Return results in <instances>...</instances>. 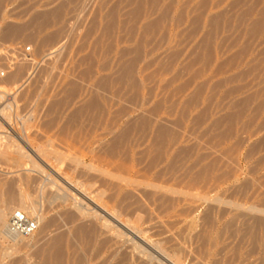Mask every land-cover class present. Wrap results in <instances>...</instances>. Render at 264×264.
<instances>
[{"label": "rangeland", "instance_id": "374dc122", "mask_svg": "<svg viewBox=\"0 0 264 264\" xmlns=\"http://www.w3.org/2000/svg\"><path fill=\"white\" fill-rule=\"evenodd\" d=\"M0 87V264H264V0H0Z\"/></svg>", "mask_w": 264, "mask_h": 264}, {"label": "bare ground", "instance_id": "6f19581e", "mask_svg": "<svg viewBox=\"0 0 264 264\" xmlns=\"http://www.w3.org/2000/svg\"><path fill=\"white\" fill-rule=\"evenodd\" d=\"M1 88V87H0ZM4 90H5V88H3ZM4 90H1L0 89V94L2 95V97L6 94V96H8L9 98H8V100H10L11 98H12V96H13V93L11 92V91H9V92H7V89L4 91ZM5 93V94H4ZM0 99H1V96H0ZM13 99V98H12ZM7 100V101H8ZM11 101V100H10ZM16 103V102H15ZM10 104V103H9ZM4 105V104H3ZM12 106V105H11ZM3 107V106H2ZM8 107V106H7ZM7 107H6V109H7ZM13 107V106H12ZM11 107V108H12ZM5 107H3V109H4ZM10 108V110H12ZM1 109V108H0ZM9 109V108H8ZM7 109V110H8ZM9 110V111H10ZM21 110V109H20ZM1 111L2 112H4L2 109H1ZM1 111H0V114H1ZM8 111V112H9ZM16 111H17V109H16ZM8 112H7V114H8ZM13 112V111H12ZM19 112V111H18ZM5 113H6V111H5ZM28 113H30V112H28ZM6 115V114H5ZM9 115H11V111H10V113H9ZM18 115H19V113H18ZM12 116V115H11ZM4 117V116H3ZM7 117V116H6ZM21 117V116H20ZM10 117H8L7 119H9ZM11 119V118H10ZM34 120V119H33ZM5 121H6V119H5ZM23 121V120H22ZM1 122H3V121H1ZM26 122V121H25ZM10 122L8 121V124H9ZM16 124V123H15ZM18 124V123H17ZM31 124V123H30ZM4 128H5V126H4ZM17 129V128H16ZM3 131V130H2ZM22 135V134H21ZM2 136V135H1ZM6 136V135H5ZM18 137V136H17ZM20 138V137H19ZM28 140H31V139H27V137L26 136H24V133H23V137L21 138V141L23 142V145H22V149H20V154H22V153H27V155H30L29 153L31 152V153H36V149H37V151H39V148H34V146L32 145V142H29ZM6 143V142H5ZM19 144H21V143H19ZM19 144H18V147H20L19 146ZM15 145H17V144H15ZM7 146V145H6ZM17 147V146H16ZM26 148V150H28V152L27 151H22L23 150V148ZM15 149V148H14ZM18 149V148H17ZM16 149V150H17ZM13 150V149H12ZM18 152V151H17ZM7 153V152H6ZM43 153V152H42ZM45 153V152H44ZM5 154V153H4ZM16 154V153H15ZM38 154H40L39 152H38ZM2 156V155H1ZM4 157V156H3ZM6 158V157H5ZM12 158H13V156H12ZM21 159V158H20ZM36 161V160H35ZM44 161V160H43ZM46 162H47V160H45ZM41 162V161H40ZM48 164V163H47ZM45 166V165H44ZM46 166H48V165H46ZM34 167V166H33ZM38 167V166H37ZM39 168V167H38ZM53 171V170H52ZM48 172V171H47ZM46 172V173H47ZM44 175V174H43ZM53 175V174H52ZM44 177V176H43ZM52 179H53V177H52ZM50 180V179H49ZM46 181V180H45ZM54 182V181H53ZM65 184L67 185V183H69L68 181H66L65 180ZM50 185V184H49ZM61 185H63V184H61ZM71 185V184H70ZM61 190V189H60ZM73 190H75V191H77L78 193H79V195L81 196V198H79V199H81L82 200V202H84L86 205H90V204H93V205H95L96 207H100L98 204H96L93 200H92V198H89L87 195H86V193L82 190V191H80L78 188L76 189V188H74L73 187ZM59 193V192H58ZM76 195V194H75ZM17 196V195H16ZM27 199H28V197L25 195V194H20V196H19V200L21 201V203H25L26 201H27ZM20 203V202H19ZM28 203V202H27ZM32 204V203H31ZM82 204V203H81ZM25 205V204H24ZM23 205V206H24ZM80 205V204H79ZM83 205V204H82ZM35 206V205H34ZM34 206H32L31 207V213H34L35 212V210H36V208L34 207ZM94 206V207H95ZM22 207V206H21ZM25 207V206H24ZM27 207H25V209H26ZM28 208H29V206H28ZM84 208V207H83ZM2 209V208H1ZM0 209V210H1ZM18 210V209H17ZM17 210H15V211H17ZM27 210H29V209H27ZM15 211H12L13 213L15 212ZM91 211H93V210H91ZM37 212V211H36ZM107 212V211H106ZM12 213V214H13ZM7 213H5L4 211H0V225H2L3 226V230H4V234H5V236L6 237H8V238H12V239H14V238H16V237H18L19 235L18 234H11L10 232H9V224H10V219L9 220H6V218H7V215H6ZM11 214V215H12ZM110 214V213H109ZM37 215H39V214H37ZM113 216V215H112ZM115 216V215H114ZM11 218V217H10ZM106 219V218H105ZM108 222H110L109 220H108ZM120 224V223H119ZM126 225V224H125ZM1 226V227H2ZM124 226V225H123ZM125 227H127V226H125ZM119 229V228H118ZM127 229V228H126ZM129 229V228H128ZM121 234V233H120ZM22 237V236H21ZM11 239V240H12Z\"/></svg>", "mask_w": 264, "mask_h": 264}, {"label": "built area", "instance_id": "2783aa9c", "mask_svg": "<svg viewBox=\"0 0 264 264\" xmlns=\"http://www.w3.org/2000/svg\"><path fill=\"white\" fill-rule=\"evenodd\" d=\"M38 224L34 218L24 211L18 209L10 218L9 232L11 234L28 235L37 230Z\"/></svg>", "mask_w": 264, "mask_h": 264}]
</instances>
